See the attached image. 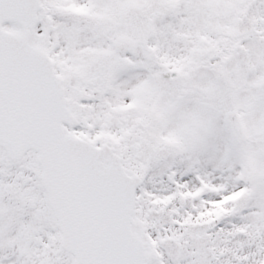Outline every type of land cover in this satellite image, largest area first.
<instances>
[{
  "label": "snow or ice",
  "instance_id": "6c2138e0",
  "mask_svg": "<svg viewBox=\"0 0 264 264\" xmlns=\"http://www.w3.org/2000/svg\"><path fill=\"white\" fill-rule=\"evenodd\" d=\"M0 264H264V0H0Z\"/></svg>",
  "mask_w": 264,
  "mask_h": 264
}]
</instances>
